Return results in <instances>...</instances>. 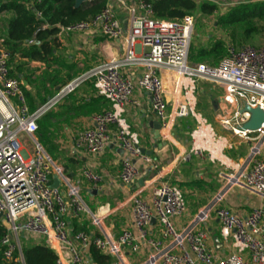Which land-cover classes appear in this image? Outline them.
Instances as JSON below:
<instances>
[{
  "label": "built area",
  "instance_id": "1",
  "mask_svg": "<svg viewBox=\"0 0 264 264\" xmlns=\"http://www.w3.org/2000/svg\"><path fill=\"white\" fill-rule=\"evenodd\" d=\"M112 1L127 10V31ZM150 1L108 0L101 13L65 27L67 32L97 33L114 40L124 36L123 56L120 60L100 63L62 87L35 111L28 106L21 82L11 76V54L0 47V212L3 213L1 222L7 229L0 245L6 246L4 255L9 263L16 252L22 256L20 237L29 235L48 241L57 252L56 264H90L85 252L92 247L117 260L110 264H123L125 252L138 255L144 246L149 256L143 264H264L263 208H255L246 216L227 208L216 210L215 206L224 197L221 195L215 203L200 211L190 226L178 231L174 219L186 214V197L180 188L168 183L154 189L150 204L139 195L132 198L135 231L125 230L118 240L93 238L85 232L72 237L68 219L92 216L93 225L98 228L102 226V219L92 214L80 187L36 138L39 122L81 85L91 84L106 109L93 117L94 128L75 138L74 147L77 151L99 156L115 141L129 157L123 162L120 182L132 185L140 174L137 161L151 166L154 163L142 153L136 134L124 119L126 106L137 104L132 100L136 86L123 73L126 67L144 68L137 85L150 95L162 130L170 128L164 74L172 78L173 91L179 98L183 93V101L177 102V118L195 116L192 105L198 82L222 87L223 97L216 111L221 128L251 144L249 155L237 166L240 175L230 177V183L243 186L264 200V122L256 131L244 128L252 117L246 107H259L264 111V45L230 48L216 66L190 63L194 17L186 16L180 21L156 19ZM40 2L29 0V7ZM37 16L42 18V12H37ZM33 43V40L28 41V44ZM22 136L29 139L30 148L21 142ZM191 141V151L185 159L208 154L214 161L223 150L231 148L206 120L198 121ZM54 176L60 183L58 188L53 187ZM82 176L94 189L103 180L90 169L84 170ZM211 213H215L221 223L222 238L232 240L237 253L217 259L211 252L209 235L200 228ZM154 221L160 227L157 235L151 230Z\"/></svg>",
  "mask_w": 264,
  "mask_h": 264
},
{
  "label": "crops",
  "instance_id": "2",
  "mask_svg": "<svg viewBox=\"0 0 264 264\" xmlns=\"http://www.w3.org/2000/svg\"><path fill=\"white\" fill-rule=\"evenodd\" d=\"M194 1L197 5L195 11L200 12L201 16L206 18L203 17V25L198 30H195L196 27L194 29L190 55L193 54L197 61L203 59L200 63L212 66L218 65L227 54L214 63L211 62L212 60L208 61L212 54L198 57V52H211L216 45H222L220 34L216 36L207 29L208 24L213 25L215 29L218 27L217 22L212 24L210 21L214 18L224 19L230 13L228 10L231 6L235 8L264 2V0ZM111 4L115 7L124 30L127 31L129 28L127 10L117 7L114 1ZM130 4L128 1L127 5ZM203 4L215 6V12L209 15L202 13L200 8ZM14 18H16L14 12L0 14V47L2 48H4V39L7 37L9 22ZM123 40L124 36L114 40L97 33H72L62 28L57 36L53 54L48 57V61L25 59L17 54L10 59L11 74L21 82L30 110H36L55 96L62 87L100 63L120 60L123 56ZM25 45L30 46L31 44L27 42ZM190 63L196 64L191 60ZM123 73L136 86L132 100L137 102V104L126 106L124 119L131 131L136 134L140 148L146 151V155L150 154L149 157L154 163L151 166L137 161L140 174L132 185L125 186L120 182L119 175L123 162L129 160V157L119 149L115 141L109 144L105 152L99 156L77 151L74 147L75 138L94 128L93 117L106 109L104 101L97 96L91 84L81 85L74 93L63 99L47 118L48 134L51 135L50 139L53 141L48 142L47 145L44 144V148L50 156H56V160L53 159L55 163L63 167L73 183L80 187L82 196L92 214L102 219L101 228L93 225L92 216L80 220L68 219L72 233L77 230L93 238L109 237L112 240H118L125 230L135 231L132 218V198L139 195L150 204L154 189L162 183L180 188L186 197V214L174 219V225L178 231L190 226L198 213L215 203L221 195L224 197L215 206L216 210L227 208L240 216H246L255 208L264 209V200L261 197L249 192L243 186L230 183V177L240 175L237 166L249 155L251 144L239 140L221 128L216 111L222 101V87L204 81L198 82L192 105L195 116L177 118V102L178 100L183 101V93H180L179 98V95L173 91L172 78L164 74L170 128L161 129L158 132L152 126V122L158 121V118L153 110L151 97L137 85L144 73V68L126 67L123 68ZM43 119L40 121L44 122ZM201 120H206L218 136L231 144V148L223 150L214 161L209 158L208 154L192 155L185 159L192 147L191 134L196 129L198 121ZM114 131L113 128L112 134ZM40 137L43 136L38 133L36 138L39 140ZM21 142L26 146L29 139L22 136ZM262 159H264V149ZM71 164L72 168L69 169L68 165ZM86 169L102 176V183L96 189L83 179L82 174ZM52 181L54 184L57 178L52 177ZM93 190H97L98 194L94 195ZM159 228V224L153 222L151 230L154 235L158 234ZM200 228L208 233L209 248L217 259L237 253L232 240L226 241L222 238L221 223L215 213H211L207 223L201 225ZM74 235L72 234L73 238ZM22 237L25 238L27 245H39L46 241L42 237L29 235ZM215 237H218L220 241L218 247L215 245ZM90 251L91 249L85 252L87 259L90 264H97L92 261ZM148 256L149 250L144 246L138 255L125 252L122 263L143 264ZM113 262L117 260L113 259L111 263Z\"/></svg>",
  "mask_w": 264,
  "mask_h": 264
},
{
  "label": "trees",
  "instance_id": "3",
  "mask_svg": "<svg viewBox=\"0 0 264 264\" xmlns=\"http://www.w3.org/2000/svg\"><path fill=\"white\" fill-rule=\"evenodd\" d=\"M108 0H93L76 7V0H41L29 7V0H0V14L3 12H14L16 18L9 22L7 37L4 39V48L11 54V57L19 54L22 58L30 60L48 61V57L53 54L57 44V36L62 28L87 21L91 17L101 13L107 6ZM154 15L159 20L180 21L186 16H193L197 9L194 0H151ZM204 14H213L215 6L203 4L200 8ZM37 12H42L43 17L39 18ZM238 13V22H248L250 19L264 20V2L254 5H243L233 8L230 13ZM229 13V14H230ZM244 14V15H242ZM44 26H46L44 28ZM42 29V30H41ZM247 34L258 32L254 26L246 29ZM34 40L30 46H26L28 41ZM221 44L216 45L211 52L200 51L198 57H205L211 54L222 53ZM190 60L195 58L190 55ZM11 65V62H10ZM12 77H14L11 74ZM47 102V101H46ZM45 102V103H46ZM35 111L34 109H31ZM49 113L44 117L47 120ZM45 122H39V134L44 139V144L51 142ZM49 150V149H48ZM79 231L74 230L72 234ZM7 234V229L0 222V242ZM22 256L19 252L14 255V260L8 262L5 258L6 246L0 245V264H56L57 254L49 246L46 240L43 244L27 245L25 238L20 237ZM91 259L97 264H109L113 261L110 256L102 255L96 248H91ZM21 258V260H20Z\"/></svg>",
  "mask_w": 264,
  "mask_h": 264
},
{
  "label": "rangeland",
  "instance_id": "4",
  "mask_svg": "<svg viewBox=\"0 0 264 264\" xmlns=\"http://www.w3.org/2000/svg\"><path fill=\"white\" fill-rule=\"evenodd\" d=\"M93 0H90V2ZM233 8V6L229 7V11H231ZM192 15L194 16L195 19V30H198L202 25V19H203V15L201 16L200 12L198 11H194L192 13ZM244 15V14H242ZM240 15L238 13L233 14L232 12L230 14H228L227 16L224 17V19L219 20V18H214L212 19L210 22L213 24L214 22L218 23V27L217 29H215V27L211 24H208V31H210V33L215 34L216 36H218L220 34V38L222 41V53H214L211 56H209L210 59H208V61L212 60L211 62H217L219 61L222 57H224L227 54V50L229 48H234L236 50L240 49L243 46H261L264 45V20L263 21H259L257 19H250L248 22H238L237 18ZM206 18V17H204ZM249 26H254L257 28L258 32H256L255 34H247L246 29ZM206 37V36H205ZM192 51V49H191ZM194 63H200L203 62V59H200L199 61H192ZM14 101H16V99H14ZM45 104V103H44ZM47 125V120L45 119L44 121ZM40 143L45 147L44 145V139L40 137L39 139ZM51 141H53L51 139ZM31 144L29 142H26V147L30 148ZM54 154V152H53ZM52 158L54 160H56V156L55 155H51ZM68 168L71 169L72 168V164L68 165ZM84 179V178H83ZM88 200V198L86 199ZM93 208V207H92ZM20 254V253H19ZM243 256L249 257V254H244ZM21 257V255H20ZM21 260V258H20Z\"/></svg>",
  "mask_w": 264,
  "mask_h": 264
},
{
  "label": "water",
  "instance_id": "5",
  "mask_svg": "<svg viewBox=\"0 0 264 264\" xmlns=\"http://www.w3.org/2000/svg\"><path fill=\"white\" fill-rule=\"evenodd\" d=\"M90 2V0H76V7H81L83 4L85 3H88ZM245 110L249 111L251 114H252V117H251V120L249 123H247L245 125V129H249V130H252V131H256L258 130L261 125L263 124L264 122V111L261 109V108H249V107H246ZM152 126H153V129L154 130H157L158 132H160V130L162 129V124H161V121H154L152 122ZM158 136H160V134L158 133ZM142 150V149H141ZM142 153L144 154H147L146 151L142 150ZM150 154H148L149 156ZM59 181H55V183L53 184V187L54 188H58L59 187ZM92 193L94 195H97L98 194V191L97 190H93ZM3 219V213L0 212V222L2 221ZM155 222V221H154ZM215 241V245L218 247L219 244H220V241H219V238L218 237H215L214 239Z\"/></svg>",
  "mask_w": 264,
  "mask_h": 264
}]
</instances>
